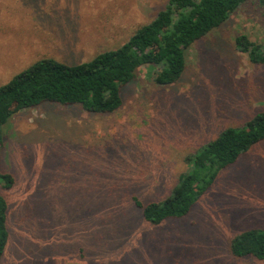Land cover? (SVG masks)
Wrapping results in <instances>:
<instances>
[{"label": "rangeland", "instance_id": "1", "mask_svg": "<svg viewBox=\"0 0 264 264\" xmlns=\"http://www.w3.org/2000/svg\"><path fill=\"white\" fill-rule=\"evenodd\" d=\"M167 2L0 4V84L39 58L77 64L115 49ZM26 17L35 45L21 47L20 63L11 25ZM240 33L264 43L260 0L193 44L178 82L157 84L155 67L141 66L114 112L44 102L15 113L1 150L15 184L0 187L10 232L0 264H264L231 251L239 233L264 229V140L222 168L186 215L153 223L139 207L170 195L189 153L264 109V66L236 48Z\"/></svg>", "mask_w": 264, "mask_h": 264}, {"label": "trees", "instance_id": "2", "mask_svg": "<svg viewBox=\"0 0 264 264\" xmlns=\"http://www.w3.org/2000/svg\"><path fill=\"white\" fill-rule=\"evenodd\" d=\"M246 1L168 0L164 9L119 47L77 64L42 58L0 85V187L9 189L15 184L13 174L1 167L4 126L15 113L44 102L81 106L92 113L114 112L124 104V87L144 65L155 67L157 84L176 83L185 72L187 50L225 24ZM260 1L264 4V0ZM235 46L251 62L264 66V43L240 33L235 37ZM262 140L264 109L242 126L223 128L214 139L186 156L189 169L180 175L169 196L143 205L135 197L144 217L160 223L169 217L186 215L222 168ZM8 209V200L0 193V260L9 243ZM231 251L238 257L252 255L264 259V229L239 233L232 239Z\"/></svg>", "mask_w": 264, "mask_h": 264}, {"label": "crops", "instance_id": "3", "mask_svg": "<svg viewBox=\"0 0 264 264\" xmlns=\"http://www.w3.org/2000/svg\"><path fill=\"white\" fill-rule=\"evenodd\" d=\"M8 2L10 3L11 7H14L16 8V4L19 2V0H1L0 4H3L4 5V8H6ZM23 4L27 5L26 3L23 2ZM1 6V5H0ZM13 27V30H16V35H15V38L12 39L13 41H16L18 43H20V50L18 52L15 53V56L14 58L18 57L17 60L20 62V63H23L24 60L28 61V56L27 54L25 53V51L27 49H24V50H21V47H27V48H30V47H34L35 43L34 41L33 42H30L29 40L31 39V37L27 38V32L30 30L28 29V27H31V23L29 21V18L26 17V19H22V18H17V20H15L12 25H11V28ZM18 32H23V33H18ZM26 32V33H24ZM18 33V34H17ZM0 43H5L4 40L1 38L0 36ZM1 46V45H0ZM32 47V48H33ZM2 48V47H1ZM30 48V50L32 49ZM2 50V49H1ZM29 50V49H28ZM46 58V57H45ZM39 59H42V58H39ZM38 59V60H39ZM37 60V59H36ZM31 63L32 60H31ZM20 70V69H18ZM23 71V70H22ZM21 72V71H20ZM18 72V73H20ZM18 73H16L15 75H17ZM13 75L10 80L15 76ZM4 84V83H2ZM0 84V85H2Z\"/></svg>", "mask_w": 264, "mask_h": 264}]
</instances>
